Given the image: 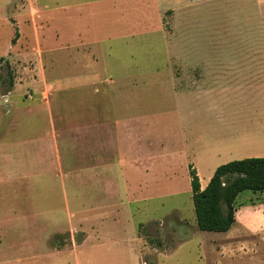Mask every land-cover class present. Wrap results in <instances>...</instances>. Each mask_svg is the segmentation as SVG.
Instances as JSON below:
<instances>
[{"label": "rangeland", "instance_id": "374dc122", "mask_svg": "<svg viewBox=\"0 0 264 264\" xmlns=\"http://www.w3.org/2000/svg\"><path fill=\"white\" fill-rule=\"evenodd\" d=\"M53 1L0 0V228L17 229L0 233L2 242L25 235L63 247L86 231L89 241L137 238L140 262L124 264H264V248L252 251L243 235L221 242L196 227L189 175L191 165L203 185L219 164L264 156V126L245 105L222 102L207 112L204 103L218 101L185 91L198 65L247 62L244 48L264 33V0H194L161 11V30L116 33L99 40V50L71 48L84 41L65 39L75 36L69 21L58 36ZM115 1L96 12L156 22L145 0ZM92 106L95 123L105 125L88 168ZM226 132L253 138L244 146L200 141ZM251 196L241 192L236 206Z\"/></svg>", "mask_w": 264, "mask_h": 264}, {"label": "crops", "instance_id": "0c3cea01", "mask_svg": "<svg viewBox=\"0 0 264 264\" xmlns=\"http://www.w3.org/2000/svg\"><path fill=\"white\" fill-rule=\"evenodd\" d=\"M105 1H107V5L110 2V0H54L53 10H59V16H55V20H53V22H55V32L61 37L62 28L60 27V22L62 20L69 21L74 25L73 34H75V36H67L65 39H78L79 41H84L77 44H70V42L67 41L71 48L75 49L76 47L91 46V48L98 49L100 46L98 45L100 44V42H98L99 40L108 38L110 35H115L116 33L125 34L128 35L127 37H130L136 34H144L149 30L154 31L157 30V28L161 30V11L164 10V12L169 13L171 11L170 8L174 7L175 9L183 7L185 9L189 7L190 3H193L194 0H145L148 9L149 7L152 8V11L149 10L150 14L154 12L157 17L155 23L150 22L148 25L143 24V19L141 20L140 17L138 18L137 16L132 18L110 19L107 16L109 13L108 10L97 13L96 9H101ZM149 1H153L154 4H150ZM113 2L116 1L113 0ZM38 7L46 9L50 6L41 2ZM107 7H109V5ZM72 8L76 11L75 15L67 11V9ZM84 8L90 9L91 12H85ZM81 9H83V12ZM145 13L148 14V12ZM145 16L148 18L149 14ZM148 19H151L150 16ZM103 23L108 24L106 30L102 26ZM127 24H131L132 26L124 28L119 26L116 31V26ZM140 25H142V27ZM256 36L257 37L251 39L261 40V42L254 47L244 48L246 56L250 57L245 64L198 65L196 66L198 75L194 78L195 81L190 82L191 85L187 87L185 91H190L191 95L195 94L198 99L207 98L218 101L217 104H212L211 102L210 104L204 103V110L207 112L214 109H224L225 105H222V102H231L234 103V105H240V107L245 105L244 108L247 109L245 111H252L255 113V115H250V119L258 120V126L263 127L264 33ZM67 42L63 45H66ZM257 56H260V58H254ZM152 72H157V69ZM92 103L93 102H91V104ZM236 109L238 111V108ZM92 110L93 106L91 109L89 107L86 108V119L91 120L88 126L90 136L87 138L88 148L86 152L88 158H90L88 160L89 163L86 165L88 168L92 165V158L94 156L93 149L96 148L98 140L96 139V131H99L103 136L101 132H103L104 129L102 130V128L105 125L103 120H101L100 123H95L94 116H96V119L98 113ZM98 112L102 115L101 111ZM202 116L205 117L207 115ZM258 134H255V137L258 136ZM134 135H136V128H134ZM199 137L200 141L203 143L234 144L238 142V144H242V146L246 144L245 142L248 138L249 140L253 138V136H248V134L244 133L240 135H231L227 132L223 135L214 133L208 134V136L199 135ZM246 146L249 147V145ZM249 149L251 150L250 147ZM97 158L99 157L97 156ZM210 175L211 171L207 174L205 183H203V185L200 184L201 188L206 185ZM262 192H252L254 196L246 198L244 204L236 209L234 214L235 221L232 226L225 232H216L219 235L213 238H218L221 242L225 241L230 243L235 242L243 235L246 239V245H250L251 250V247L254 245L264 248V195ZM15 228L16 227H2L0 228V233L17 231ZM83 234V238L79 242L71 238L68 246L63 247H52L48 245V243L43 246L41 242L42 237L37 239V236H30L33 239L27 240L25 235L11 236L9 237L10 240L4 243L1 238L6 235L2 234L0 236V264H124V260L126 262H135L136 259L140 262V251L137 247V238L135 244L130 243L128 240H122L116 243L113 241L107 242L101 240L98 235H94V240L89 241L88 232L84 231ZM43 239L46 241L45 237ZM249 240H251V243ZM113 245H117L119 248L113 250L111 247ZM22 247L26 249L21 250ZM63 253H67V256L62 255Z\"/></svg>", "mask_w": 264, "mask_h": 264}, {"label": "trees", "instance_id": "16d2710c", "mask_svg": "<svg viewBox=\"0 0 264 264\" xmlns=\"http://www.w3.org/2000/svg\"><path fill=\"white\" fill-rule=\"evenodd\" d=\"M17 36L16 29L12 43ZM189 175L196 227L203 231L225 232L235 221L236 209L244 204L236 206V197L246 190L264 191V156L243 157L219 164L203 188L191 165Z\"/></svg>", "mask_w": 264, "mask_h": 264}]
</instances>
